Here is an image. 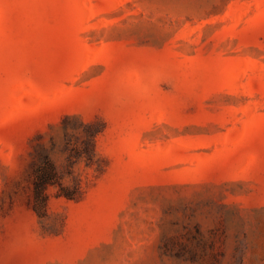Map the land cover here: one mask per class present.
I'll list each match as a JSON object with an SVG mask.
<instances>
[{
	"label": "rangeland",
	"instance_id": "rangeland-1",
	"mask_svg": "<svg viewBox=\"0 0 264 264\" xmlns=\"http://www.w3.org/2000/svg\"><path fill=\"white\" fill-rule=\"evenodd\" d=\"M0 264H264V0H0Z\"/></svg>",
	"mask_w": 264,
	"mask_h": 264
},
{
	"label": "trees",
	"instance_id": "trees-1",
	"mask_svg": "<svg viewBox=\"0 0 264 264\" xmlns=\"http://www.w3.org/2000/svg\"><path fill=\"white\" fill-rule=\"evenodd\" d=\"M58 184L56 179V173L53 166L46 160L43 159V163L37 168L34 185V198L35 205L33 209L40 215V211L45 207L46 204V189L48 186ZM61 194L67 198H71V195L61 189Z\"/></svg>",
	"mask_w": 264,
	"mask_h": 264
}]
</instances>
